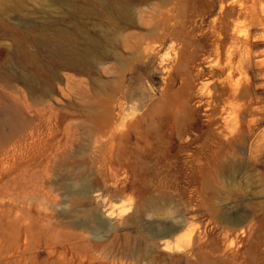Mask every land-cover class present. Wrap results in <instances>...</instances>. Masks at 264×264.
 Returning a JSON list of instances; mask_svg holds the SVG:
<instances>
[{"label": "rangeland", "instance_id": "374dc122", "mask_svg": "<svg viewBox=\"0 0 264 264\" xmlns=\"http://www.w3.org/2000/svg\"><path fill=\"white\" fill-rule=\"evenodd\" d=\"M62 1L0 0V264H264L258 22L216 0ZM62 32L112 43L79 70L41 38Z\"/></svg>", "mask_w": 264, "mask_h": 264}, {"label": "bare ground", "instance_id": "6f19581e", "mask_svg": "<svg viewBox=\"0 0 264 264\" xmlns=\"http://www.w3.org/2000/svg\"><path fill=\"white\" fill-rule=\"evenodd\" d=\"M56 1H59V0H56ZM112 1H114V0H112ZM124 1H126V0H124ZM165 1H168V0H165ZM183 1H185V0H174L173 3L175 5L176 4L179 5ZM209 1L212 4H213V2H215V0H209ZM216 1H217V5L219 4V9L217 11V14L219 15V18L222 21H225L226 22V20H228L229 18H232V17H235L236 19H238L237 21H240L239 18H242V20L244 22H246V21L248 23H251V22H254V21L258 22V25L261 27V30H264V0H216ZM60 2H63V1L60 0ZM170 3H169V5H170ZM185 3H187V2H185ZM185 3L183 2L182 4H185ZM97 4H98V2H97ZM116 4H119V6H120V3H116ZM173 6L174 5H172V6L170 5V7H173ZM67 7H68V9H71L72 8V6L69 5V4H67ZM121 9H120V13L118 14V17L115 18L114 20L115 21H118L119 20V24L123 27V25H126L127 24V20H128L127 12L129 10H127L126 7H124V6H122ZM173 9H174V7H173ZM107 13H106V15H108ZM172 14H173V12H172ZM170 18H171V16H170ZM170 18L167 19V21H166L167 25H165V26H167L166 27L167 29H164V31L162 33H159V34L157 33L158 36L155 37L156 38L155 40L158 39V41L160 43H162L164 40H167V39H176L177 40V37H178V35L180 33L179 30H178V33L174 31L173 25H172V27H171V25H169ZM173 19H174V17H173ZM172 22H174V21H172ZM174 23H171V24H174ZM115 24H116L115 26H118L117 23H115ZM174 26H176V24ZM114 27H112V28H114ZM242 29H240L239 26L236 23H234L233 25H230L229 24V26L227 27V33L223 29L224 37L221 38V39H223V41H222V44H220V47H221L222 52H223V56L225 57V60H226L227 63L230 62V60H231V58H232V56L234 54L238 53V56H239V59H240V63H239V61H238V63L241 66L240 67L238 65L239 66L238 67L239 69L240 68H243L244 65H245V63H246V61L250 58V55H249L248 50H247L248 49V46L250 45V40H249V36H248L249 31L248 30H242ZM175 30H176V28H175ZM149 34H150V32H149ZM112 37H114V36L112 35ZM257 37H255V38H257ZM41 38L43 40L49 41V42H50V38H53L54 39L53 40V43L52 42L51 43L53 45V48H54L55 53L58 54V55H60V56H62V58L65 57V63L66 64H68L69 66H71L73 68L79 69V70L80 69H84L85 67H87L86 65H88V64H86V63L91 64L92 62L93 63L95 62V57H96L95 56V53L96 52L97 53H99L100 51H103L104 53L106 51L108 52V47L112 43V38L107 33L103 37H102V34H101V37L100 38H97V37H94V36H87L86 37V40H84L85 43H84V46H82V48L80 46H76V47L74 46V41L70 37L69 33H67L65 35L62 32L60 34H57L55 37H50L47 34H42ZM62 38H63V40H62ZM259 38L262 39V35L259 36ZM42 39H40V40H42ZM263 39H264V36H263ZM252 40H253V38H252ZM156 44H157V42H156ZM109 49H111V48H109ZM261 52L263 53L264 51H261ZM238 56H237V60H239L238 59ZM26 58H27V56H26ZM257 63L254 62V66L259 65V67L260 66H263L264 67V58L258 59ZM231 65L232 64H230V63L226 65V71L228 72L229 77L231 76L232 72L239 71L238 68H235L237 64H234V66H235L234 68L237 69V70L234 69V71H233V68H232ZM177 66H178V64H177ZM233 86L236 87V85H233ZM246 93H248V92H246ZM260 132L261 133L264 132V128L260 129L257 133H260ZM177 226H178V224L172 226L173 228H171V230L164 231L163 234H166V235L173 234L175 232L174 230H177V228H178ZM176 234L177 233H175L173 235V238H176ZM166 235H164V236H166Z\"/></svg>", "mask_w": 264, "mask_h": 264}, {"label": "water", "instance_id": "95a60500", "mask_svg": "<svg viewBox=\"0 0 264 264\" xmlns=\"http://www.w3.org/2000/svg\"><path fill=\"white\" fill-rule=\"evenodd\" d=\"M165 237H166V238H170V237H171V235H166Z\"/></svg>", "mask_w": 264, "mask_h": 264}]
</instances>
